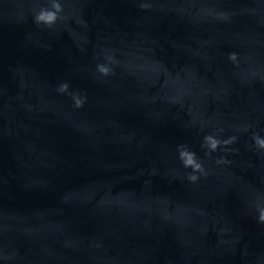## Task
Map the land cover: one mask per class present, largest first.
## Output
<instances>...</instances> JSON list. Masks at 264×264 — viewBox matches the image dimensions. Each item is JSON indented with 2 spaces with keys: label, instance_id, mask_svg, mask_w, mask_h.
<instances>
[{
  "label": "water",
  "instance_id": "obj_1",
  "mask_svg": "<svg viewBox=\"0 0 264 264\" xmlns=\"http://www.w3.org/2000/svg\"><path fill=\"white\" fill-rule=\"evenodd\" d=\"M56 2L0 0V264H264V0Z\"/></svg>",
  "mask_w": 264,
  "mask_h": 264
},
{
  "label": "clouds",
  "instance_id": "obj_2",
  "mask_svg": "<svg viewBox=\"0 0 264 264\" xmlns=\"http://www.w3.org/2000/svg\"><path fill=\"white\" fill-rule=\"evenodd\" d=\"M142 8H147L148 5H141ZM63 8L60 3L56 2V0H52L51 4V10L42 8L39 10V12L36 13L35 15V22L37 24H43L47 27H52L55 25L60 19L59 14L62 13ZM229 59L233 62L237 60V55L235 53H231L229 55ZM109 60L111 58L109 57ZM98 71L100 74L103 76H108L112 74V70L105 66V65H99L98 66ZM69 84L68 83H62L58 91L60 93H68L69 92ZM73 100L75 101V107L76 108H83L84 104L86 102V96L84 98H81L79 95H73ZM205 145L210 152L216 151L220 146H221V141L216 139L215 137L209 135L206 136L205 138ZM255 144L258 148L264 149V138H260L259 135H256L253 137ZM235 142V137H232L231 139L224 141L223 143L225 145L231 144ZM179 156L180 159L184 165L185 168H190L193 170V173H203L204 168L202 164L198 161L196 153L193 151H190L186 145H181L179 146ZM224 161H218V163H223ZM188 179L192 182L195 183L198 181L199 177L195 174H190L188 176ZM259 222L264 224V208L259 209Z\"/></svg>",
  "mask_w": 264,
  "mask_h": 264
}]
</instances>
